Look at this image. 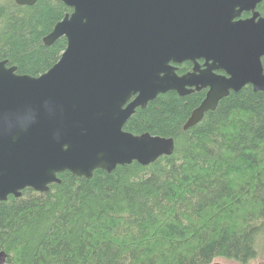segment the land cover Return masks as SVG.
<instances>
[{
  "label": "trees",
  "instance_id": "1",
  "mask_svg": "<svg viewBox=\"0 0 264 264\" xmlns=\"http://www.w3.org/2000/svg\"><path fill=\"white\" fill-rule=\"evenodd\" d=\"M72 11L59 0H0V61L21 75L48 72L67 40L47 46L44 38ZM203 100L169 92L125 125L134 135L174 138L173 155L98 170L91 179L65 172L48 192L28 188L0 203V257L6 264L257 260L264 252V92L231 93L184 130Z\"/></svg>",
  "mask_w": 264,
  "mask_h": 264
},
{
  "label": "water",
  "instance_id": "2",
  "mask_svg": "<svg viewBox=\"0 0 264 264\" xmlns=\"http://www.w3.org/2000/svg\"><path fill=\"white\" fill-rule=\"evenodd\" d=\"M59 1L73 11L44 43L67 40L60 60L39 77L0 61V203L28 188L48 192L65 172L91 179L173 155L174 138L124 130L160 95L208 91L188 130L231 93L264 92V0H167L162 24L143 0ZM244 12L254 15L236 20ZM197 59L213 64L185 75L172 65Z\"/></svg>",
  "mask_w": 264,
  "mask_h": 264
},
{
  "label": "flooded vegetation",
  "instance_id": "3",
  "mask_svg": "<svg viewBox=\"0 0 264 264\" xmlns=\"http://www.w3.org/2000/svg\"><path fill=\"white\" fill-rule=\"evenodd\" d=\"M143 1H145L147 4L150 16L158 18L157 20H153V23L162 24L163 23L162 18L165 15L166 10H167V4H166L167 0H143ZM263 2L260 3L256 8V12L259 14L260 18L264 17V11H263L264 9L262 11L260 10ZM253 15H254L253 12H244L242 13L241 17L237 18L236 20H247V19L252 18ZM212 64H213V61H207L206 59H197L195 62L186 61V62H183L182 64L174 63L172 65L178 68L179 75H185V74L193 72L196 65L200 66L202 69H205L207 65H212ZM219 74H223V73H219ZM207 92H208L207 90H202L200 92H195V93L201 94L202 97L205 99Z\"/></svg>",
  "mask_w": 264,
  "mask_h": 264
},
{
  "label": "rangeland",
  "instance_id": "4",
  "mask_svg": "<svg viewBox=\"0 0 264 264\" xmlns=\"http://www.w3.org/2000/svg\"><path fill=\"white\" fill-rule=\"evenodd\" d=\"M0 264H6L4 257H0ZM223 264H233V263L223 262ZM251 264H264V252L261 253L260 257L257 260L253 261Z\"/></svg>",
  "mask_w": 264,
  "mask_h": 264
}]
</instances>
